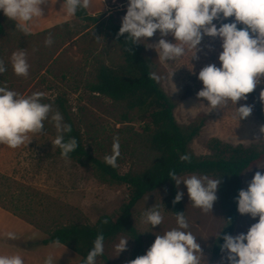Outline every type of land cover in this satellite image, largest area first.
Here are the masks:
<instances>
[{
  "label": "rangeland",
  "instance_id": "rangeland-1",
  "mask_svg": "<svg viewBox=\"0 0 264 264\" xmlns=\"http://www.w3.org/2000/svg\"><path fill=\"white\" fill-rule=\"evenodd\" d=\"M106 1L110 7L108 14L99 16L96 21L65 24L35 36L19 31L15 22L1 14L5 33L0 36V60L4 61L7 70L0 74V86L24 96L42 92V102L51 103L53 111H59L55 100L64 99L73 122L82 133L86 149L104 162L105 157L112 154L113 138L118 137L120 156L117 167L124 174L144 169L152 160V154L146 146V137L136 112H130V121L124 122L123 115L127 112L124 105L88 89L101 65L118 67L124 63L122 50L111 36L110 25H121L127 0ZM233 20L234 17H230L214 23L219 27L221 23ZM49 34L53 43L46 46L45 39ZM160 38L157 32L140 44L144 56L155 65L157 82L175 103L176 121L187 125L200 114L207 116L200 136L190 144L192 152L197 156L207 155L206 143L213 137L233 145L264 143V134L259 132L264 125V101L260 97L264 83L247 94V100L210 109L206 100L197 98V92L203 87L198 73L208 64L220 66V39L204 36L196 53L193 49L175 61L161 63L151 45ZM166 39L175 42L171 35ZM21 49L27 53L30 65L26 77L17 76L11 64L12 53ZM243 104L251 105L253 111L249 117L239 120L235 116L236 107ZM50 117L51 113L49 120L44 122L43 132L30 136L28 144L15 149L0 144V204L46 231L70 224L92 225L102 214L116 217L120 206L128 200V186L101 182L90 165L59 156L57 147L52 144L57 133ZM256 171L264 173V162L244 175L243 189H247ZM177 190L184 193V215L189 224L186 231H191L200 244L201 264H227L224 259L226 253L215 255L213 252L215 241L225 224L219 190L218 199L209 212L193 207L183 183ZM169 195V188L161 187L146 194L132 211V221L142 235L145 253L156 235L177 227L176 215L168 207ZM153 207H158L163 216L162 224L154 228L143 222V214ZM1 215H5L7 220ZM256 222L258 217L253 219L247 214H239L232 235L246 233ZM8 232L15 233L16 239H7ZM31 234L27 224L0 212V255H19L24 264H28L29 261L21 256L27 248L34 252V257L41 264L48 256H52L54 264H79V255L68 247L58 243L36 246V240L29 238ZM121 239H128L127 248L118 253L116 245ZM133 247V240L120 234L104 243L105 258H98L96 264H128Z\"/></svg>",
  "mask_w": 264,
  "mask_h": 264
},
{
  "label": "clouds",
  "instance_id": "clouds-1",
  "mask_svg": "<svg viewBox=\"0 0 264 264\" xmlns=\"http://www.w3.org/2000/svg\"><path fill=\"white\" fill-rule=\"evenodd\" d=\"M91 2L63 0L62 5L69 16H74L78 10L88 9ZM46 3L47 0H0V11L9 20L15 21L16 28L27 35L30 34L31 22L43 16L41 6ZM230 17H234L230 23H221L219 27L214 23ZM157 32L161 38L151 45L161 63L175 61L193 49L196 53L204 36L220 39V66L208 64L198 73L203 87L196 95L198 99L206 100L210 109L247 100V94L264 83V0H127L126 14L122 17L117 35L127 34L128 50L131 51V45L140 44ZM169 35L174 38V43L166 39ZM52 43L49 34L45 45ZM11 64L17 76L28 75L30 65L23 49L12 53ZM6 70L4 61L0 60V74ZM149 75L151 79H158L154 73ZM43 96L42 92L24 96L0 86V144L13 149L28 144L30 136L43 132L44 122L49 120L51 113L50 121L57 133L52 144L60 149L62 157L68 158L78 147L75 137L65 139V134L72 132V126L64 123L58 110L53 111L51 103L42 102ZM260 97L264 101V90ZM252 111L251 105L243 104L236 107L235 116L242 120L249 117ZM259 132L264 134V125ZM119 156V138L114 137L112 154L105 157L106 164L116 168ZM180 160L190 162L191 157L184 154ZM168 177L175 181L177 187L181 183L186 186L193 207L204 212L212 210L218 199L221 178L193 174L181 179L175 170H170ZM183 196L182 191H177L172 203H179ZM235 199L239 214H247L253 219L258 217V222L252 224L246 233L235 236L224 234L220 251L226 253L224 259L227 264H264V173L256 171L247 189H240ZM228 221L231 223L230 219ZM143 222L152 228L161 225L163 216L159 208L146 211ZM176 224L177 227L156 235L146 253L128 264H201V247L196 236L186 231L189 224L184 212L176 213ZM6 237L16 239L13 232L6 233ZM104 239L103 232L97 234L82 264H96L97 257L104 254ZM127 242L128 239H121L116 251H125ZM0 264H24V261L19 255H0ZM44 264H54L52 256H48Z\"/></svg>",
  "mask_w": 264,
  "mask_h": 264
},
{
  "label": "trees",
  "instance_id": "trees-1",
  "mask_svg": "<svg viewBox=\"0 0 264 264\" xmlns=\"http://www.w3.org/2000/svg\"><path fill=\"white\" fill-rule=\"evenodd\" d=\"M1 14H3L2 11H0ZM75 16L82 21H96L98 18L89 16L86 9L78 10ZM120 27L121 25L111 24L110 33L122 50L124 63L118 67L101 65L97 70L95 81L88 85V89L124 105L127 110L123 115L124 122L130 121V112H136L137 120L141 123L142 132L146 137V146L152 154V160L142 170H130L122 174L118 167L113 168L94 157L86 149L82 133L73 122L66 101L58 98L55 103L63 115L64 122L72 126V132L66 133L65 139L75 137L78 141L77 149L69 154L68 159L90 165L95 177L101 182L127 185L129 197L120 206L116 217L102 214L92 225L70 224L46 231L34 222L28 221L48 234V237L41 241V245L62 244L79 255V264H82L100 232L104 234V243L115 239L120 234H125L132 239L134 247L131 260H134L137 256L145 254L142 235L132 221V211L138 202L146 194L167 186L170 192L169 209L175 215L184 212L182 200L177 204L172 203L178 190L175 181L168 177L169 171L175 170L178 177L188 174L207 175L214 179L221 178L218 190L225 224L213 248L214 254L219 255L223 235H232L239 219L235 198L238 196V191L243 189V177L249 170L264 162V143L249 146L233 145L213 137L206 143L209 153L204 156L195 155L190 149V144L200 136L206 125L207 116L200 114L187 125L178 124L174 116V101L156 79L150 78L149 74L155 71L154 63L144 56L141 44L131 45V51L128 50L130 44L125 41L127 34L117 35ZM4 33L5 28L0 19V36ZM262 120L264 122V110H262ZM57 154L61 156L58 147ZM184 154L191 157L190 162L180 160V156ZM105 220L108 223H103ZM100 257L105 258V255L97 259Z\"/></svg>",
  "mask_w": 264,
  "mask_h": 264
},
{
  "label": "crops",
  "instance_id": "crops-1",
  "mask_svg": "<svg viewBox=\"0 0 264 264\" xmlns=\"http://www.w3.org/2000/svg\"><path fill=\"white\" fill-rule=\"evenodd\" d=\"M62 3L63 2L61 0H47V3L41 6L43 9V16L34 19L31 22L30 35L35 36L65 24H72L82 21L78 19L75 15L69 16L64 10ZM109 8L110 7L106 0H92L90 7L86 10L89 16L99 17L101 15L108 14ZM0 212H3V214H7L8 216L18 220V222H23L24 224H27L30 230H32V234L29 238L36 240L37 242L36 246H43L40 243L42 240L48 237L47 233H45L41 229H38L37 227L32 225L30 221L19 217L15 212H13L12 210L6 208L1 204H0ZM1 216H3L2 219H6L5 215H1ZM22 239H25V237H22ZM22 253L23 254H21V256L29 261L28 264H41L39 260H37L34 257L33 255L34 252L31 249L24 248V251Z\"/></svg>",
  "mask_w": 264,
  "mask_h": 264
}]
</instances>
